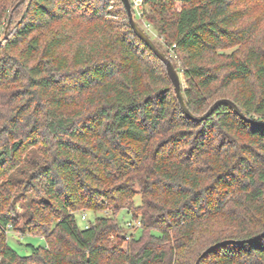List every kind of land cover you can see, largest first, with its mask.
I'll return each instance as SVG.
<instances>
[{
	"label": "trees",
	"instance_id": "obj_1",
	"mask_svg": "<svg viewBox=\"0 0 264 264\" xmlns=\"http://www.w3.org/2000/svg\"><path fill=\"white\" fill-rule=\"evenodd\" d=\"M18 1L0 0V264H195L224 240L199 264H264V0L133 11L193 114L229 98L246 117L201 121L121 0ZM11 231L45 243L19 254Z\"/></svg>",
	"mask_w": 264,
	"mask_h": 264
},
{
	"label": "water",
	"instance_id": "obj_2",
	"mask_svg": "<svg viewBox=\"0 0 264 264\" xmlns=\"http://www.w3.org/2000/svg\"><path fill=\"white\" fill-rule=\"evenodd\" d=\"M24 0H19L15 6L19 5L20 3H22ZM123 5L125 6V9L127 11V16H128V21L130 23V26L133 30V32L152 50V52L164 63L165 68H166V72L168 77L170 78V80L172 81L173 85H174V90L176 93V97L178 99V102L182 108V110L192 119H194L195 121H201L206 119L208 116H210L213 111L221 104H226L229 105L231 108H233V110L238 113L240 116H242L243 118H246L244 116V114L241 112V110L239 109V107L229 98H219L217 100H215L210 106L209 108L202 114L200 115H195L193 114L189 108L186 106L185 100H184V96H183V92H182V87H181V79H180V75L178 70L176 69V67L174 66L173 62L171 61V59L169 57L166 56V54L160 50L156 44L153 42V40L150 38V36L138 25V23L136 22V20L134 19V15H133V11H132V7H131V2L130 0H121ZM10 25V20L7 23L6 26V30L4 32V38L8 35V28ZM264 234V233H263ZM260 235L256 236L255 238H258ZM227 242H235V240H224L223 242H219V243H215L213 245H210L208 248H206L205 250H203L201 252V254L198 256V258L196 259L195 264H199L200 260L208 253L210 252L213 248H215L216 246L223 244V243H227Z\"/></svg>",
	"mask_w": 264,
	"mask_h": 264
},
{
	"label": "rangeland",
	"instance_id": "obj_3",
	"mask_svg": "<svg viewBox=\"0 0 264 264\" xmlns=\"http://www.w3.org/2000/svg\"><path fill=\"white\" fill-rule=\"evenodd\" d=\"M144 9V7H143ZM137 17V16H136ZM135 19V17H134ZM138 23L141 24V22L138 21ZM145 30L148 32V34L154 39L157 40V34L156 31L153 27H145ZM180 75V79L181 82L184 83V79L182 76V73L179 72ZM140 201V195L137 194L135 196V202L139 203ZM82 215L85 216V218H89L90 217V213L89 212H85ZM117 219L119 220V222H121L124 226V228L122 230H124L125 232L130 233L131 229L128 228L127 225V220H129V215L127 213H125L123 210L119 211V213L117 214ZM77 222L80 225H83L85 223L84 219H82V216H78L77 217ZM122 228V227H121ZM8 243L11 247H13L19 254H28L30 252L29 247H28V243H32L34 245H43L45 243L44 239L40 236H33V235H29V234H21L19 232L16 231H11L8 233ZM125 244V242H123V245Z\"/></svg>",
	"mask_w": 264,
	"mask_h": 264
},
{
	"label": "built area",
	"instance_id": "obj_4",
	"mask_svg": "<svg viewBox=\"0 0 264 264\" xmlns=\"http://www.w3.org/2000/svg\"><path fill=\"white\" fill-rule=\"evenodd\" d=\"M130 2H131L132 11H134L137 16H140L143 11V0H130ZM84 218L85 216L82 215V219ZM133 223H135L136 225H139L138 221H135Z\"/></svg>",
	"mask_w": 264,
	"mask_h": 264
}]
</instances>
